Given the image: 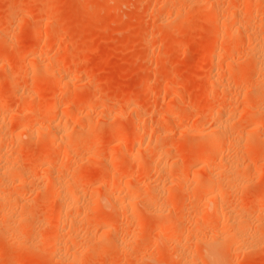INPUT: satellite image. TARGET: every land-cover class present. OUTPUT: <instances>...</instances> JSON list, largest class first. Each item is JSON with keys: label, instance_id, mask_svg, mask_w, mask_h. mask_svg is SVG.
<instances>
[{"label": "rangeland", "instance_id": "374dc122", "mask_svg": "<svg viewBox=\"0 0 264 264\" xmlns=\"http://www.w3.org/2000/svg\"><path fill=\"white\" fill-rule=\"evenodd\" d=\"M263 39L264 0H0V264H264Z\"/></svg>", "mask_w": 264, "mask_h": 264}, {"label": "bare ground", "instance_id": "6f19581e", "mask_svg": "<svg viewBox=\"0 0 264 264\" xmlns=\"http://www.w3.org/2000/svg\"><path fill=\"white\" fill-rule=\"evenodd\" d=\"M248 8V7H247ZM238 9H236L235 10V7H233V6H231V7H228V12L229 13H231V14H234L235 13V11H237ZM264 40V39H263ZM263 42V41H262ZM262 42H261V45H262V47H263V45L264 44H262ZM258 43H260V41L258 42ZM257 43V44H258ZM256 48H258L257 50H259V45L257 46V47H255V49ZM260 52L259 53H256L255 54V51H254V54H255V63L257 64H259V65H263L264 66V52L262 51L263 49H264V47H263V49L260 47ZM258 52V51H257ZM251 55V54H250ZM252 56V55H251ZM254 63V62H253ZM258 67V66H257ZM260 69V68H259ZM263 69V68H262ZM264 70V69H263ZM263 75H264V73H263ZM261 91V90H260ZM263 91V90H262ZM261 91V92H262ZM256 92V91H255ZM259 94V93H258ZM262 95V94H261ZM263 96H264V94H263ZM258 97H260L259 95H258ZM262 97V96H261ZM259 109V108H258ZM68 121V120H67ZM61 127V126H60ZM56 128V132H54V136L57 138V136H61V137H63L62 136V134L65 132V129L66 128ZM79 132H81V133H83V131H79ZM57 134V135H56ZM84 135H85V133H84ZM54 137V138H55ZM59 138V137H58ZM61 139V138H60ZM59 139V140H60ZM94 140V139H93ZM88 142H90V141H88ZM92 142V141H91ZM95 142V141H94ZM91 145H92V143H91ZM113 157V156H112ZM7 159V158H6ZM97 159V158H96ZM3 163V164H2ZM1 164H0V170H1V172L3 173V175L5 176V175H7L8 174V172H10V170L9 169H12V166H11V164H10V162H8L7 160L5 161L4 160V162H2ZM34 173H35V171H34ZM33 173V174H34ZM32 174V173H31ZM34 176V175H33ZM33 176H31V177H33ZM261 203L263 204L264 203V198H262L261 200ZM61 206V205H60ZM63 206V205H62ZM63 208V207H62ZM60 209H61V207H60ZM24 217V216H23ZM25 217H26V215H25ZM7 218H9V219H11L10 217H8L7 216ZM16 220H18V219H16ZM22 220V219H21ZM20 222V221H19ZM28 224V223H27ZM25 225V224H24ZM7 227V226H6ZM5 227V228H6ZM24 227H22V229H23ZM21 229V228H20ZM7 232V231H6ZM12 232V231H11ZM12 234V233H11ZM239 234V233H238ZM237 233H236V235H238ZM233 235H235V234H233ZM245 235V234H244ZM247 235V234H246ZM250 235V234H249ZM239 236V235H238ZM235 237V236H234ZM245 237V236H244ZM239 238H240V236H239ZM243 244V243H242ZM214 247V246H213ZM212 247H208V250H210ZM215 248V247H214ZM214 248H212L210 251H208V253H206V254H208V255H210L209 256V258H210V262L212 261V263L211 264H223V260H222V258H221V253L218 251V250H216V248L214 249ZM121 247H118V249H116V251L115 252H120L121 250ZM217 249H219V248H217ZM206 251H207V249H206ZM207 255V256H208ZM208 258V259H209ZM207 259V260H208Z\"/></svg>", "mask_w": 264, "mask_h": 264}]
</instances>
